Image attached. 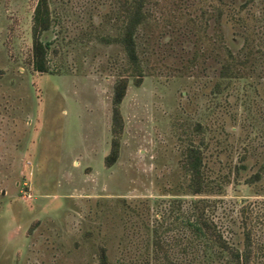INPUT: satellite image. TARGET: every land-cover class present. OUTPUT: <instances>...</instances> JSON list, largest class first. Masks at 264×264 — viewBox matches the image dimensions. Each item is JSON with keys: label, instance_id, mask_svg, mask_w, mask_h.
I'll return each mask as SVG.
<instances>
[{"label": "rangeland", "instance_id": "1", "mask_svg": "<svg viewBox=\"0 0 264 264\" xmlns=\"http://www.w3.org/2000/svg\"><path fill=\"white\" fill-rule=\"evenodd\" d=\"M135 2L48 0L39 72L37 0H0V264H264V0H143L138 82Z\"/></svg>", "mask_w": 264, "mask_h": 264}, {"label": "trees", "instance_id": "2", "mask_svg": "<svg viewBox=\"0 0 264 264\" xmlns=\"http://www.w3.org/2000/svg\"><path fill=\"white\" fill-rule=\"evenodd\" d=\"M145 18V12L143 11V0H136L132 9L126 14L121 33L115 41L120 43L122 46L127 60L129 63L133 64L135 68L140 69V60L136 50L135 33L137 27ZM50 27V11L48 6V0H37L33 14H32V63L35 70L39 72H45L48 70L47 67V43L43 42L41 35L44 31H47ZM138 76L136 82L141 79V71H138ZM126 84H119L114 89V94L112 97V103L114 105L112 111V133L116 134L121 130V116L117 109V105L120 103ZM119 152V141L116 137L111 140V146L109 153L105 156L104 162L107 166L115 163ZM203 160L202 153L198 147L191 148L188 154V168L191 171L193 178L198 184L202 183ZM259 173H255L253 177L258 178ZM204 228L207 229L213 237L217 236L215 230L210 229L208 224L204 222ZM194 230L197 236H202L203 229L198 225H194ZM246 235V233H245ZM249 234H247V239H249ZM232 254L231 260L237 264H250V244L247 243L242 251L232 248L231 246L223 243V245ZM198 264H203L200 259H196ZM100 264H107V258L103 252L100 257Z\"/></svg>", "mask_w": 264, "mask_h": 264}]
</instances>
